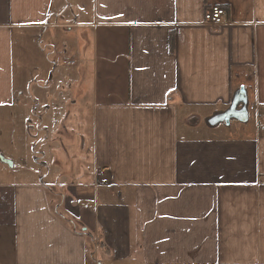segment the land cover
Instances as JSON below:
<instances>
[{
  "label": "crops",
  "instance_id": "0c3cea01",
  "mask_svg": "<svg viewBox=\"0 0 264 264\" xmlns=\"http://www.w3.org/2000/svg\"><path fill=\"white\" fill-rule=\"evenodd\" d=\"M58 30L81 116L0 177V264H264V0H0V109Z\"/></svg>",
  "mask_w": 264,
  "mask_h": 264
},
{
  "label": "rangeland",
  "instance_id": "374dc122",
  "mask_svg": "<svg viewBox=\"0 0 264 264\" xmlns=\"http://www.w3.org/2000/svg\"><path fill=\"white\" fill-rule=\"evenodd\" d=\"M59 30L55 38L50 39L49 33H45L27 43L25 58H19L18 65L21 66L16 73L20 102L13 107L0 109V155L8 157L6 159L16 157L18 161L17 165L5 164L0 157V177L5 181L28 180V171L24 170L40 172L44 177L52 166L50 163L48 166L42 164L43 141L48 133L40 126L77 122V114L81 116L77 103L79 64L70 63L74 58L73 53H67L68 58L62 59L64 45L71 47L75 43V36ZM83 118L84 122L91 121L87 109ZM259 121L264 124V116L259 118L251 110L249 125L256 127ZM238 123L242 127L245 124L242 121ZM36 157L40 158L39 163ZM73 167L74 164L70 170Z\"/></svg>",
  "mask_w": 264,
  "mask_h": 264
},
{
  "label": "built area",
  "instance_id": "2783aa9c",
  "mask_svg": "<svg viewBox=\"0 0 264 264\" xmlns=\"http://www.w3.org/2000/svg\"><path fill=\"white\" fill-rule=\"evenodd\" d=\"M227 14L228 11L223 6L213 5L206 10L204 18L207 23L213 26H219L224 23Z\"/></svg>",
  "mask_w": 264,
  "mask_h": 264
},
{
  "label": "water",
  "instance_id": "95a60500",
  "mask_svg": "<svg viewBox=\"0 0 264 264\" xmlns=\"http://www.w3.org/2000/svg\"><path fill=\"white\" fill-rule=\"evenodd\" d=\"M3 160H4V161H6V162H9V163H11V160H9V159H6V158H4V157H3Z\"/></svg>",
  "mask_w": 264,
  "mask_h": 264
},
{
  "label": "trees",
  "instance_id": "16d2710c",
  "mask_svg": "<svg viewBox=\"0 0 264 264\" xmlns=\"http://www.w3.org/2000/svg\"><path fill=\"white\" fill-rule=\"evenodd\" d=\"M171 43H172V48H173L174 47V39H172Z\"/></svg>",
  "mask_w": 264,
  "mask_h": 264
}]
</instances>
